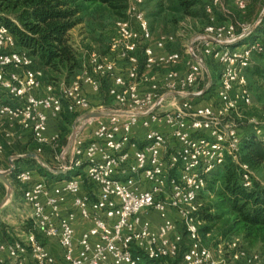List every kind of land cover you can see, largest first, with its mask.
<instances>
[{
	"label": "built area",
	"instance_id": "built-area-1",
	"mask_svg": "<svg viewBox=\"0 0 264 264\" xmlns=\"http://www.w3.org/2000/svg\"><path fill=\"white\" fill-rule=\"evenodd\" d=\"M218 5V0H209L205 13L212 14ZM142 6L143 0H126L129 21L116 24L108 54L90 52L79 75L58 85L43 82L33 59L17 50L13 36L0 25V154L13 128L28 133L37 145L36 155H41L43 147L56 146L58 135L47 136L48 123L63 110L78 113L76 122L88 113L106 115L86 119L92 127L90 141L75 137L64 169L80 170L77 175L48 184L33 181L30 169L14 167L40 241L33 236L0 241V263L5 257L14 264H56L43 243L53 241L64 264H263L238 237L222 240L215 249L206 246L198 216L205 177L238 151L236 127L221 129L220 123L239 105L251 104L243 72L246 56L260 42L240 46L251 32L240 25L206 26L197 39L201 49H186L189 61L181 72V54L167 52L165 39L150 44L152 30ZM237 6L246 9L242 1ZM238 45L243 53L235 49ZM201 56L221 69L217 110L189 98L199 94ZM114 59L125 68L117 67ZM158 69L165 70L160 77L154 74ZM103 80L110 83L107 95L115 110L103 109L101 103L94 106L85 92L98 95ZM260 86L264 90V77ZM137 126L146 131L142 148L132 140ZM240 171L244 186L250 187L248 167L241 165ZM83 184L91 187L89 194L82 193ZM68 199L72 210L66 212ZM77 215L90 224L78 237ZM152 215L160 221L156 226Z\"/></svg>",
	"mask_w": 264,
	"mask_h": 264
},
{
	"label": "trees",
	"instance_id": "trees-1",
	"mask_svg": "<svg viewBox=\"0 0 264 264\" xmlns=\"http://www.w3.org/2000/svg\"><path fill=\"white\" fill-rule=\"evenodd\" d=\"M170 2L171 12L183 17L195 16V8L202 6L200 0ZM92 6L105 9L114 18L123 19L126 0H0V25L13 36L17 50L26 52L33 59V68L43 73L46 83H69L81 68L71 32L83 24L84 12ZM263 41H260L261 46ZM209 73L213 88L219 75L214 71ZM205 95L196 98V101L193 99L195 104L202 105L198 101ZM97 96L101 98L102 91ZM79 116L78 113L63 110L55 119L59 129V151L63 149L71 126ZM260 129L259 135L254 131L239 134L235 157L227 155L223 163L205 177V192L213 193L214 200L208 206H201L198 216L202 224L199 233L207 235L215 229L223 240L238 237L247 249L259 252L264 264V186L253 181L255 174L264 176V127ZM29 147L22 148L17 154H30L33 151L29 152ZM45 149L50 151L49 147ZM22 161L28 166H37L32 158H23ZM241 165L247 166L251 172L250 187L244 186ZM11 183L18 184L15 175L11 176ZM0 186L3 187V184L0 183ZM166 262L171 261L159 263Z\"/></svg>",
	"mask_w": 264,
	"mask_h": 264
},
{
	"label": "rangeland",
	"instance_id": "rangeland-1",
	"mask_svg": "<svg viewBox=\"0 0 264 264\" xmlns=\"http://www.w3.org/2000/svg\"><path fill=\"white\" fill-rule=\"evenodd\" d=\"M200 1L202 3V6L201 8H195V16L183 17L179 14H174L171 12L170 0H143L142 9L147 19L149 20L152 30V39L150 41V44L152 45L161 38L165 39V49L167 52L181 54L182 61L178 66L179 71L183 72L185 70L186 63L189 61L188 57L184 54L186 49L192 46L201 49V44L198 43L197 39L200 35H202L203 29L206 26L219 25L235 27L237 25H240L245 27L244 29H247L251 32L247 35L248 37L243 40L240 46L251 47L250 42H254L255 39L260 42L262 39H264V0H218L219 5L213 9L212 14L210 15H207L204 10L205 5L209 3V0ZM239 1H242L246 5V9L244 11H241L237 6V3ZM83 17L84 20L83 24H81L80 26L81 28L75 29L73 32H71L70 36L72 44L77 51L81 68L82 65L86 63L87 55L90 52L94 51L101 55L108 54V47L110 44V40L115 33L116 24L119 22L129 21L126 10L124 18L117 19L110 15V13L105 9H101L97 6L88 7L84 12ZM239 34L240 28L237 27L236 35ZM240 46L238 45L235 49H239V52L241 51L240 53H243V47L240 48ZM255 49L251 50V53L246 56L247 67L243 72L248 90L251 93V104L249 106L239 105L238 109L235 112H232L220 123L221 129H224L225 126L236 127L240 135L248 132L252 133V131H254L255 129L264 127V90L260 86V81L264 77V41L262 43V46L260 44V46L256 50ZM141 53V50H139L137 54L140 62L142 60ZM200 59L203 63V78L199 84L198 89L196 90V92L199 93L207 88V74L210 71H214L220 77L221 71L220 67L214 61L204 56H201ZM114 60L115 62H117V67L123 69L125 68L124 62L119 61L118 59ZM81 68L75 73V76L79 75ZM164 72L165 70L158 69L154 71V74L160 77L164 74ZM42 80L44 83H46L44 75L42 76ZM109 86V81H101V98L103 97V99L99 98L97 95H94L91 99L89 98L94 106H98V104L101 103L103 109H117V106L114 104V102L107 96ZM216 101L217 99L215 89H209L204 98L200 99L198 102H202V105H209L208 103H216ZM73 126H75L77 130L79 127V123L75 122L71 126V132L61 151H59V148H57L58 142L56 143V146L54 148L50 149V151L47 149L44 150L47 157L45 158V160L47 159L49 164L47 162L45 163L48 164L51 170L60 168L62 160L61 158L64 157L62 153L68 144ZM17 129L18 128H14V130H12L13 137L8 141L9 145H12L10 147L11 149H9L5 157H3L4 162L0 163V171L2 172L8 171L10 168L9 162L6 160L7 157H9L11 153H18L21 150V148L18 147L19 141L26 142V144L30 146L28 149L29 152L31 150L33 151V148H35L34 142L31 137L27 133H23L21 130ZM56 158L58 159L56 160ZM13 162L15 163L16 161L14 160ZM28 169H30V171H33L35 175L41 176L45 174L43 173L42 168L39 169L38 165H32L28 167ZM46 179L47 181L51 180V178ZM253 181L264 186V176H262L261 174L253 175ZM8 182L10 184L9 179ZM5 194L6 186L3 184V187L0 186V203L4 200ZM19 198L21 197L19 196ZM213 200L214 194L210 192H204L201 195V198H199V202L202 208L213 203ZM17 201L22 204L21 208L24 213L28 212L27 208L22 203V198H17ZM6 209L7 210L4 211L3 215L0 218V221L4 225H7L9 229L12 227L13 229H17L16 227H20L18 225H22L21 223L23 221L19 216H17L16 212L10 210L8 207ZM31 229V224L27 222H25L23 228H20L21 231L16 230L18 233L16 231H13L7 234L6 230L2 229L0 231V241L3 240L4 242L5 240H25L27 237L26 232L31 231ZM22 233H24L25 236H22ZM16 235H19L20 237ZM200 235L204 239L205 245L211 247L212 249H215V247L219 245V243L223 240L215 231V229H213V232H211L210 234L206 235L205 233H200ZM248 250L253 253L259 254L256 249ZM179 263L180 261L177 260L175 262H166L161 264Z\"/></svg>",
	"mask_w": 264,
	"mask_h": 264
},
{
	"label": "crops",
	"instance_id": "crops-1",
	"mask_svg": "<svg viewBox=\"0 0 264 264\" xmlns=\"http://www.w3.org/2000/svg\"><path fill=\"white\" fill-rule=\"evenodd\" d=\"M80 26L78 27V29L81 28ZM207 77H208V85H209L210 73L207 74ZM103 81H106V80H103ZM218 83H219V77H218L217 81L214 83V88H210V89H216V87L218 86ZM85 92H86L88 98H90V99L95 95L94 93H92L88 89H86ZM195 101H196V99H195ZM208 104L211 105V107L214 110H217V107H218L217 101H216V103L215 102L214 103L213 102L212 103L210 102ZM96 107H98V106H96ZM95 109H97V108H95ZM75 122H76V120H75ZM56 123L57 122L54 119H50L49 120L48 130H47V136H52V135H58L59 134V129H58ZM78 123H79V127L77 129L76 137L83 139L85 142L90 141L91 140V137H92L91 136L92 135V127L87 124L85 115H84V117H82V119H80V121H78ZM12 130H14V128ZM132 140L136 143V145L139 148H142L143 146L146 145V142H147V140H146V131L144 129L140 128V126H137L133 130V132H132ZM57 141H58V139H57ZM18 144H19L18 147H20L21 149L22 148L24 149V148L28 147V145L26 144V142L19 141ZM34 145H35V147H37L35 143H34ZM11 146L9 145V142H5L4 143L3 153L0 154V163L4 162L3 161V157H5V155L7 154V151L9 149H11L10 148ZM46 147H49L50 149H52L51 146H46ZM71 148H72V145L70 146V148L67 151H65L66 148L63 150V153L62 154H64V157L61 158L62 159L61 160V166H60L59 169H56V170H51L49 168V166H48V164H49L48 160L47 159L45 160V158H47L46 157V154L44 152L45 147H43V152H42L41 155H36V152H35L36 149H34L33 152H31L30 154H27V155L22 154V153L21 154H17L15 152L13 154H10V156L7 157L6 160L9 162V165H10V168H11V161L12 162L14 160L16 161V159H18V158L21 157L20 160L16 161L15 163L13 162L14 163L13 169H14V167L27 168L28 169V167H30V166H28L25 163H23L22 159L23 158H27V157L31 158V155L34 154L36 156V158L35 159L32 158V159L38 165L39 169L40 168L43 169L42 171L45 174H43L41 176L40 175H35L33 181H37L39 179L40 180L44 179L48 184H57L58 181L65 180V179L69 178L70 176H75V175H77V173H80V170H73L72 172L71 171H67V173L65 175H58V174H56V172H58V171H66V169H64V167H66V165L71 160V155H70ZM45 162H47L48 164L45 163ZM13 175H15L14 171H13L12 175H10L8 177V179L10 180V185H11V195H10V198L4 204L2 203L3 201L0 203V206H1L0 207V218L3 215L4 211L7 210L6 208L8 207L10 210L16 212L17 216H19L23 222L21 223L22 225H18L20 227H16L17 229H13V227L9 229V227L7 225H4L0 221V231L2 229H5L6 230V233L8 234V233L13 232V231L15 232L16 230H18V231L25 230V229H21L20 230V228H23V226L25 225V222H27V223H30L31 224V228L32 229H31V231L26 232L27 233L26 234V236H27L26 238H28L30 236H33L37 241H40V236L38 235V232L34 229V227L32 225V222L30 220V208L23 201L22 194H23V190H24L25 187L22 186L19 182H18V184H15V185L12 184L11 183V176H13ZM15 178H16V176H15ZM46 178H51V180L47 181ZM0 183L3 184V182H1V181H0ZM6 191H7V188H6ZM91 191H92V189H91L90 186H88L86 184H83L82 193H84V194L85 193H88L89 194V192H91ZM5 196H6V194H5ZM5 196H4V198H5ZM19 196L22 198V203L27 208L28 212H25L24 213V211L22 210V208H21V205L22 204L17 201V198L18 199H21V198H19ZM64 210L66 212L72 210V205H71L70 199L67 200L66 205L64 206ZM151 219H152V221H153V223H154L155 226L160 222L155 215H152ZM89 227H90V224L87 223V222H85V221H83L77 215L76 220H75V223H74V231H75L76 237H78L81 233H83L84 231H86ZM16 236L20 237L19 235H16ZM22 236H25L24 233H22ZM1 241L3 242V240H1ZM11 241H14V240H11ZM11 241L10 240L9 241H6L5 240L4 242H11ZM43 243L49 249V251L53 254V256L56 258V264H64L63 261H62V258H61V251L58 248V246L56 245V243H54L53 241H48V242H43ZM0 264H14V262H12V261L6 259L5 257H3V262L0 263ZM27 264H32V262H28ZM179 264H182V263L180 262Z\"/></svg>",
	"mask_w": 264,
	"mask_h": 264
},
{
	"label": "water",
	"instance_id": "water-1",
	"mask_svg": "<svg viewBox=\"0 0 264 264\" xmlns=\"http://www.w3.org/2000/svg\"><path fill=\"white\" fill-rule=\"evenodd\" d=\"M211 84H212V82H211V79L209 78V85L208 86L210 87ZM209 87H207L206 89L201 91L199 94L189 95V98L196 99L198 97H201V96L205 95L207 93ZM105 116L106 115L101 114V113H88L87 115H85V118L86 119H93V118H101V117H105ZM76 133H77V130H76L75 126H73L72 127V133H71L70 138L68 140V144L66 146L65 151H67L70 148V146L73 144V142L75 140V137H76ZM20 158L16 159V161L20 160ZM31 158L35 159L36 156L33 154V155H31ZM13 166H14V163L11 161V168L8 171H4V172L0 171V181L3 182V184L7 188L6 196H5V198H4L3 202H2L3 204L10 198V195H11V185L8 182V177L10 175H12V173H13ZM66 173H67V171H58V172H56V174H58V175H65Z\"/></svg>",
	"mask_w": 264,
	"mask_h": 264
}]
</instances>
